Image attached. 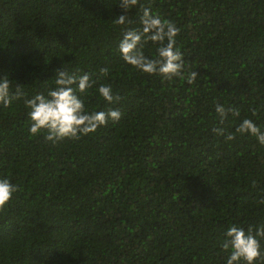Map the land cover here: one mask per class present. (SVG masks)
Returning a JSON list of instances; mask_svg holds the SVG:
<instances>
[{
	"label": "trees",
	"instance_id": "trees-1",
	"mask_svg": "<svg viewBox=\"0 0 264 264\" xmlns=\"http://www.w3.org/2000/svg\"><path fill=\"white\" fill-rule=\"evenodd\" d=\"M120 2L0 0V79L11 92L46 94L63 68L95 81L88 111L121 113L53 146L30 134L23 99L0 106V178L18 186L0 210V264H227V229L264 224V146L235 131L244 118L264 130V0H140L180 28L191 85L122 60ZM140 14L127 27H141ZM101 84L120 101H104ZM217 102L240 112L222 125L232 141L212 132Z\"/></svg>",
	"mask_w": 264,
	"mask_h": 264
},
{
	"label": "clouds",
	"instance_id": "clouds-1",
	"mask_svg": "<svg viewBox=\"0 0 264 264\" xmlns=\"http://www.w3.org/2000/svg\"><path fill=\"white\" fill-rule=\"evenodd\" d=\"M139 7V28H129L127 25L134 23L128 13L135 7ZM119 7L124 12L114 21V25L125 26L123 38L119 43V52L122 60L134 70L146 75H158L162 80L179 78L186 80L188 84L196 81V71H185L184 58L176 49V37L180 28L171 20L162 18L161 15L152 12L151 5H145L140 0H121ZM151 42L155 45V56L149 58L145 55V46ZM108 68H101L99 76L108 75ZM55 87L46 92H37L31 98L20 85H16L15 91H10V82L7 77L0 79V106L8 108L13 101L23 99L25 107L29 110V131L32 136L44 133V140L53 146L65 140H79L81 136L95 134L100 127L106 126L109 121L117 123L121 119L119 109L108 111H88L83 97L93 87L95 81L90 74L76 75L64 70H57ZM98 93L108 103H118L119 95L113 94L111 85L101 84ZM215 111L219 117V125L212 128V132L218 136H224L226 141L235 139V135L225 133L222 125L229 113L239 117L240 112L235 108H225L218 102ZM253 115H256L253 110ZM236 133L251 135L264 146V130L258 127L253 120L244 118L236 128ZM255 186V182H253ZM18 186L7 178H0V210H3L11 200ZM264 204V196L259 200ZM225 239L221 247L229 253L227 264H256L264 261V252L261 250L260 241L264 239V224L256 227L249 226L247 230L238 225H233L224 233Z\"/></svg>",
	"mask_w": 264,
	"mask_h": 264
}]
</instances>
